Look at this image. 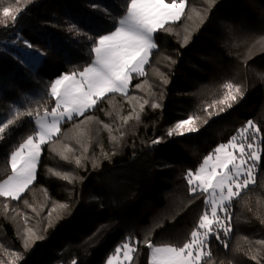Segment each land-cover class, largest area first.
<instances>
[{"label":"trees","instance_id":"16d2710c","mask_svg":"<svg viewBox=\"0 0 264 264\" xmlns=\"http://www.w3.org/2000/svg\"><path fill=\"white\" fill-rule=\"evenodd\" d=\"M10 4L22 11L14 25H0V37L19 33L41 49L49 35L44 49L56 63L48 55L33 68L0 47L4 122L16 110L50 111V81L83 70L94 58L88 37L114 30L126 10V0H0V19ZM166 27L155 34L158 47L146 75L134 76L128 95H110L84 116L64 121L61 134L43 147L29 189L19 200L0 197V264H103L126 238L137 248L131 264H148L146 237L177 244L203 213L187 172L248 121L264 136V0H186L184 16ZM226 93L236 100L224 101ZM189 116L196 118V132L167 135ZM34 131L27 116L6 129L0 181L11 174L10 153ZM157 138L162 141L153 144ZM261 155L254 185L229 207L230 233L210 241L207 264H264Z\"/></svg>","mask_w":264,"mask_h":264},{"label":"snow or ice","instance_id":"6c2138e0","mask_svg":"<svg viewBox=\"0 0 264 264\" xmlns=\"http://www.w3.org/2000/svg\"><path fill=\"white\" fill-rule=\"evenodd\" d=\"M212 2L213 0H209L210 4ZM185 8L186 0H171L170 3L166 0H126V10L116 21L114 30L95 38L88 37L94 54L91 62L83 70L64 73L50 81L48 96L55 101V106L50 111L44 107L41 115L38 110L35 113L31 109L25 112L16 110L13 118L6 122L0 121V139L6 129L23 116L30 117L35 127L34 133L23 138L10 153L11 174L0 181V197L19 200L29 189L36 179L43 147L61 134L64 121L84 116L110 95H128L134 76L146 75L145 66L150 63V56L158 47L155 34L158 31H168L166 26L179 21L185 14ZM20 11L22 9L14 8L11 4L3 7L4 19H0V25L8 27L9 17L14 25ZM74 29L73 25L69 31ZM27 46L32 47L31 44ZM224 87L232 89L234 86L226 83ZM235 91L239 93V87ZM235 100V95L225 94L224 101ZM231 106L229 102L228 107ZM152 107L159 105L153 104ZM136 119H139L138 115ZM194 119L196 118L189 116L188 119L180 120L168 130L167 135L182 136L196 132L198 129ZM260 132L253 121H248L245 127L238 130L237 136L231 137L227 144L218 145L213 153L205 157L195 172H187L190 193L204 196V211L189 239L181 246L171 243L157 245L146 237L143 243L150 252L149 264H207L211 259V239L219 241L222 239L221 233L228 235L231 231L229 207L254 183V172L264 153V148L260 146L264 142V136ZM161 141L162 138H157L152 143L158 144ZM76 163L79 164L80 160L77 159ZM136 251L131 238H126L115 248L107 264H113V261L116 264H131Z\"/></svg>","mask_w":264,"mask_h":264},{"label":"rangeland","instance_id":"374dc122","mask_svg":"<svg viewBox=\"0 0 264 264\" xmlns=\"http://www.w3.org/2000/svg\"><path fill=\"white\" fill-rule=\"evenodd\" d=\"M11 22V18L9 17L7 19V23H10ZM12 24V23H11ZM50 36L49 35H45L44 39L42 40L43 43L41 44V49H34V48H29L27 45L29 44L28 41L19 33H9L7 36L1 38L0 37V47L6 49V50H9L11 52H13L16 56H18L25 64L29 65L30 67H35L43 57H47L48 55L51 57L50 58V62L51 64H55L56 63V59L53 57V53L50 52V51H47L46 49H44L45 47V44L44 42H47L49 40ZM27 42V43H25ZM228 143V142H227ZM226 143V144H227ZM214 151V150H213ZM213 153V152H212ZM236 154V153H234ZM208 156V155H207ZM206 156V157H207ZM205 158V157H204ZM203 158V160H204ZM203 160L201 161V163L203 162ZM200 163V164H201ZM200 166V165H199ZM198 166V167H199ZM197 167V169H198ZM196 169V170H197ZM255 173H256V169H255V172H254V179H255ZM254 183L250 184L249 187L253 186ZM187 187L189 188V184H188V181H187ZM202 198H203V201H204V196L201 195ZM203 206H204V203H203ZM204 211V209H203ZM5 212V211H4ZM7 213V212H6ZM0 236L2 237V233L0 232ZM190 237V234L185 237V238H182L179 243L177 244H173V245H176V246H181L184 242H186ZM123 243V242H122ZM154 244H157V245H161L159 243H156V242H153ZM121 244V243H120ZM119 244V245H120ZM117 247V246H116ZM115 247V248H116ZM114 248V250H115ZM113 250V252H114ZM110 253L103 264H107V260L108 258L113 254ZM149 257H150V252H149ZM113 264H116V261H113ZM148 264H149V259H148Z\"/></svg>","mask_w":264,"mask_h":264}]
</instances>
